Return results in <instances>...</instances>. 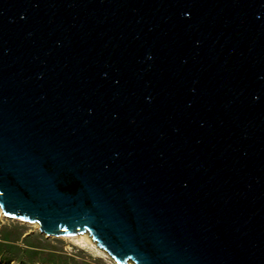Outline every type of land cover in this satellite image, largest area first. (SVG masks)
<instances>
[{"label":"water","instance_id":"obj_1","mask_svg":"<svg viewBox=\"0 0 264 264\" xmlns=\"http://www.w3.org/2000/svg\"><path fill=\"white\" fill-rule=\"evenodd\" d=\"M0 208L116 264H264V0H0Z\"/></svg>","mask_w":264,"mask_h":264},{"label":"rangeland","instance_id":"obj_2","mask_svg":"<svg viewBox=\"0 0 264 264\" xmlns=\"http://www.w3.org/2000/svg\"><path fill=\"white\" fill-rule=\"evenodd\" d=\"M0 264H116L69 236L43 234L33 223L0 211Z\"/></svg>","mask_w":264,"mask_h":264},{"label":"bare ground","instance_id":"obj_3","mask_svg":"<svg viewBox=\"0 0 264 264\" xmlns=\"http://www.w3.org/2000/svg\"><path fill=\"white\" fill-rule=\"evenodd\" d=\"M0 211L1 208H0ZM22 221V220H20ZM24 222H29V221H24ZM32 223V222H30ZM36 227H39L38 223H33ZM59 237H65V236H59ZM70 238H73L74 240H76L78 242V244L84 246V247H88L89 249L94 250L97 253H100L101 255H103L104 257L110 258V256L102 249H100L90 238V236L85 233V234H81V235H75V236H69ZM111 259V258H110ZM113 261V260H112ZM128 264H132L131 262H129Z\"/></svg>","mask_w":264,"mask_h":264}]
</instances>
